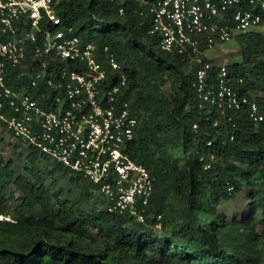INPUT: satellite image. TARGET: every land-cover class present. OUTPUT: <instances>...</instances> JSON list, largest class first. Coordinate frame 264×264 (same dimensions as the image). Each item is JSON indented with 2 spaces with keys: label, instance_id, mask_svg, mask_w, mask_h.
<instances>
[{
  "label": "trees",
  "instance_id": "trees-1",
  "mask_svg": "<svg viewBox=\"0 0 264 264\" xmlns=\"http://www.w3.org/2000/svg\"><path fill=\"white\" fill-rule=\"evenodd\" d=\"M143 9L140 0H60V24L51 27L72 28L99 50L109 46L127 72L124 97L139 118L131 156L154 181L146 222L110 212L99 185L28 145L27 173L0 156V264H264V122L246 108L223 112L203 100L194 85L198 66L187 53L160 48ZM235 38L246 59L228 65L232 83L243 93L261 91L264 110V32ZM31 59L8 67L9 85L33 89ZM217 72L214 64L210 84ZM165 77L170 93L161 89ZM34 90L53 107L57 88L42 80ZM64 179L77 188L74 195H64ZM242 191L250 207L229 218L221 204ZM158 214L161 229L154 226ZM174 246L189 255L175 254Z\"/></svg>",
  "mask_w": 264,
  "mask_h": 264
},
{
  "label": "built area",
  "instance_id": "built-area-1",
  "mask_svg": "<svg viewBox=\"0 0 264 264\" xmlns=\"http://www.w3.org/2000/svg\"><path fill=\"white\" fill-rule=\"evenodd\" d=\"M59 1L0 0V122L26 145L99 185L110 212L145 223L154 181L147 166L131 156L139 118L124 97L127 72L109 46L99 50L72 28L51 27L60 24ZM140 1L146 9L141 13L152 16L151 32L160 34V48L187 53L198 66L194 85L203 100L223 112L246 108L255 122H264L260 95L236 89L226 64H217L216 83L208 82L210 51L263 24L264 0ZM29 54L33 89L14 88L7 82L8 67L25 65ZM60 60L71 65L49 69ZM42 80L58 90L53 107L34 95ZM161 219L158 214L155 228H162Z\"/></svg>",
  "mask_w": 264,
  "mask_h": 264
},
{
  "label": "rangeland",
  "instance_id": "rangeland-1",
  "mask_svg": "<svg viewBox=\"0 0 264 264\" xmlns=\"http://www.w3.org/2000/svg\"><path fill=\"white\" fill-rule=\"evenodd\" d=\"M255 30L264 32V23L255 28ZM209 56L214 64L224 63L227 66L236 62H244L246 59L242 45L235 37L228 42L219 43L210 51ZM164 79L163 84L161 83V89L166 93H170L173 82L169 78L165 77ZM257 94L262 95V92L258 91ZM29 151L28 145L20 141L0 122V156L6 160L12 158L15 161V169L18 173H27L25 166L28 164L27 155ZM49 161H53V159L49 158ZM41 165L45 168L46 162H42ZM45 176L47 179L51 178L46 171ZM60 186L64 190V195H74L77 192L75 185L67 179L61 181ZM221 205L222 210L231 218L232 216H240L247 211L250 207V199L246 192L242 191L237 193L235 198L224 200ZM172 250L175 254H183L179 246L172 247ZM183 255L187 256L189 254L185 252ZM192 264L197 263L193 261Z\"/></svg>",
  "mask_w": 264,
  "mask_h": 264
}]
</instances>
